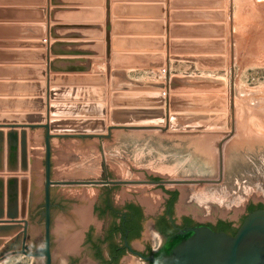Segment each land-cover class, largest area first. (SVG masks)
<instances>
[{"label":"rangeland","instance_id":"1","mask_svg":"<svg viewBox=\"0 0 264 264\" xmlns=\"http://www.w3.org/2000/svg\"><path fill=\"white\" fill-rule=\"evenodd\" d=\"M164 1L160 0L157 5L164 9ZM180 1L170 0L171 7ZM187 1L212 8L202 12L203 18L209 17L213 21L202 25L203 30L211 28V33L217 37L202 41L204 49L211 45L212 50L177 51L173 45L178 41L173 40L169 58L186 63L188 67L185 68L186 64L178 67L177 62L173 65L177 69L170 70L162 52L165 66L147 67L158 68L159 72L143 73L133 78L145 82V86L125 90L127 86L121 79V102L128 104L136 100L137 104L128 105L139 110L155 104L159 90L153 84L164 81L161 78L164 68L167 69V78L170 75L184 78L176 91L167 89L165 95L161 91L168 102L163 107L168 117L164 128H113L110 135L105 132L108 136H94L80 142L75 140L70 152L55 154L54 180L129 181L121 185L124 192L128 196L151 195L153 199L145 201L151 208L164 205L166 190L177 189L180 195L187 196L192 190L218 187L224 183V148L236 134L238 121L248 117L257 133H261L257 130L261 124L264 127V0ZM2 100L0 98V103ZM53 104L56 105L53 110L63 106L57 104L55 98ZM39 105V111L47 117L46 105L43 102ZM50 110L49 106V113ZM20 112L0 108V121H13L27 115ZM53 114L51 119H60ZM171 115L177 128L167 125ZM142 116L138 113L139 118H144ZM102 117L89 121L61 119L65 124L60 128L73 132L110 128L112 124L108 115ZM100 121L105 125L98 123ZM151 176L185 182H168L162 187L142 181ZM55 186L105 185L57 183ZM25 219L28 220V214ZM33 261L34 257L18 253L0 259V264H32Z\"/></svg>","mask_w":264,"mask_h":264},{"label":"crops","instance_id":"2","mask_svg":"<svg viewBox=\"0 0 264 264\" xmlns=\"http://www.w3.org/2000/svg\"><path fill=\"white\" fill-rule=\"evenodd\" d=\"M164 2L163 9L157 5L160 0H109V6L108 0H0V108L36 116L44 113L39 111L43 102L48 122L49 106L55 98L63 105L54 110L60 119L100 120L109 110L105 98L109 99L112 92H108L106 78L108 50L111 70L120 68L132 78L159 72L158 68L135 66L156 64L162 52L170 70L177 69L173 65L178 61L169 58L173 40L178 41L173 45L177 51L212 50L211 45L204 49L202 43L217 38L211 28L208 31L202 27L204 22H213L202 17L203 9L212 8L187 0L172 8L170 0ZM178 63V67L186 64ZM127 103L137 104L136 100ZM11 131L17 133L19 142L13 159L8 139ZM0 132L2 196H8L9 180H16L20 196L22 178L28 179L30 196V127H0ZM22 132L27 133L25 164L21 157ZM90 137L94 136L51 138L53 179L55 154L70 152L75 140ZM14 236L2 239L8 242Z\"/></svg>","mask_w":264,"mask_h":264},{"label":"water","instance_id":"3","mask_svg":"<svg viewBox=\"0 0 264 264\" xmlns=\"http://www.w3.org/2000/svg\"><path fill=\"white\" fill-rule=\"evenodd\" d=\"M107 40L109 41V36ZM156 61V64L153 65L135 67L165 66L166 59L164 55L159 54ZM106 78L108 92L113 90L111 94L109 93V99L105 98L109 108L105 115H108V119L111 121L112 126L110 128L104 127L102 130L89 132H73L60 128L61 125L65 124V121L61 119L49 118L48 122H45L47 117L43 114L25 115L14 118L13 121H0V127H30L32 170L30 203L35 208L38 203L43 202L44 196L46 201V210L43 213L44 223L40 216L35 215V211L28 212L29 196L24 197L23 185L25 181H28L27 178H22L20 181V196H17L16 180H12L13 184L9 180L7 197L2 196L3 185L0 184V247H3L0 250V259L12 254L22 253L34 257V260L37 257L45 256L42 264H53V257L55 262L59 260L63 263L66 262V257L75 248L74 240L76 236L72 234L74 230L71 222L73 216H65L62 211L55 210L52 216L53 226L51 230L52 196L66 204L71 198L76 199L73 205L78 211L80 209L79 216L86 219L89 212L81 209H85L86 205L90 206L97 196L102 195L106 186L52 185L57 183L87 185L129 182L125 180H54L52 178V137H63L70 134L104 137L108 136L109 133L111 134L113 128H164L162 126L166 123L168 117L163 107L168 102L162 96L161 91L167 89L176 91L184 80L182 77L170 75L166 81L154 83L153 86L159 90L155 104L151 103L138 110L136 107L121 102L123 97L120 93V90H122L121 79L125 81L127 86L125 90H136L138 86H145V82L129 77L128 73L120 68L111 70L109 50L107 51ZM109 79H111V82ZM55 91V89H52V92ZM51 95L53 94L51 93ZM171 100L172 97L169 99V104ZM55 107V104H51L50 115L54 113L53 108ZM138 113L143 114L142 117L144 118H139ZM169 118L168 127L177 128V124L172 121L174 116L171 115ZM98 123L104 124L103 121ZM106 131H108V134H105ZM17 137L15 131L8 134L12 159L18 150ZM20 144L21 157L25 164L27 160L26 132H22ZM160 182H185V180ZM126 196L128 195L121 186L114 191V199L117 203L122 202ZM251 202L264 203V133H257L251 127L248 117H243L238 121L236 134L225 144L224 183L218 187L192 190L187 196L180 195L176 202V214L192 212L197 219L205 221L214 220L218 216L239 221L246 212L247 205ZM163 206L148 208L156 214L162 210ZM27 214L28 220L25 219ZM21 229L22 231L18 232ZM52 232L54 236L57 235L59 238V243L54 244L53 255L51 251ZM13 235L15 236L8 242L2 239V237ZM144 237H146V231L141 239H144ZM160 240V245L145 257V264H264V208L250 212L236 235L218 232L207 225L201 224L186 226L171 236L160 235ZM43 241L44 247L36 250L31 249L32 245L39 246ZM80 255V260L75 264H98L94 261L92 249L86 245L82 247ZM139 263L140 261L137 258L128 256L124 264Z\"/></svg>","mask_w":264,"mask_h":264},{"label":"flooded vegetation","instance_id":"4","mask_svg":"<svg viewBox=\"0 0 264 264\" xmlns=\"http://www.w3.org/2000/svg\"><path fill=\"white\" fill-rule=\"evenodd\" d=\"M145 184L160 185L165 187L166 179L151 176L142 180ZM159 181V182H158ZM124 183H104L105 192L97 196L93 203L86 205L85 209L89 212L86 219L79 216L80 212L74 207L75 200L71 198L68 204L62 200L51 198V230L53 226V213L60 210L64 215H72L73 235L75 248L66 257V262H55L53 264H75L81 258L80 251L83 246L92 249L94 261L98 264H124L128 256L137 258L140 262L146 263L145 257L151 254L160 243V235L171 236L181 228L186 226L207 225L215 231L225 232L230 235H236L241 228L247 215L256 210L264 208V203L251 202L246 207V212L239 221H234L224 217H216L214 220L197 219L192 212L176 214V202L180 196V191L166 190L163 196H167L162 210L154 214L149 210L147 203L140 199L139 194H130L122 202L117 203L114 199V191ZM44 200L34 208L28 199V212L35 211V215L44 220L43 213L46 210ZM81 213V212H80ZM41 220V222H42ZM146 231V237L141 239ZM57 237V238H56ZM56 238V239H55ZM6 242V241H5ZM59 243L58 236L52 232L51 251L55 243ZM44 241L39 246H31L32 250L44 247ZM44 257H37L32 264H42ZM91 262V261H89Z\"/></svg>","mask_w":264,"mask_h":264},{"label":"bare ground","instance_id":"5","mask_svg":"<svg viewBox=\"0 0 264 264\" xmlns=\"http://www.w3.org/2000/svg\"><path fill=\"white\" fill-rule=\"evenodd\" d=\"M263 126H264V122H263ZM260 129H261V130H260ZM257 130H258V131H261V133H264V127H262V124H261V128H259V129H257ZM23 185H24V193H25V196H24V197L27 198V197H28L27 194H28V191H29V188H30V187H29V184H28V181H27V182L25 181ZM140 198H141V200L144 201V202H145V201H146V202H147V201L149 202V201H151V200L153 199V198L151 197V195H143V196H141ZM156 207H157V206H156Z\"/></svg>","mask_w":264,"mask_h":264},{"label":"built area","instance_id":"6","mask_svg":"<svg viewBox=\"0 0 264 264\" xmlns=\"http://www.w3.org/2000/svg\"><path fill=\"white\" fill-rule=\"evenodd\" d=\"M166 71H167V69L164 68V69L162 70L163 74H161V78H162L164 81H166V79H167ZM163 94L165 95V94H166V91H164Z\"/></svg>","mask_w":264,"mask_h":264}]
</instances>
